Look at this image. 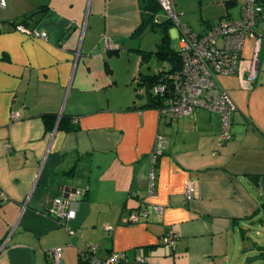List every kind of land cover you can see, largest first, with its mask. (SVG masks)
<instances>
[{
    "label": "crops",
    "instance_id": "obj_1",
    "mask_svg": "<svg viewBox=\"0 0 264 264\" xmlns=\"http://www.w3.org/2000/svg\"><path fill=\"white\" fill-rule=\"evenodd\" d=\"M4 1L0 264H55L48 254L55 248L60 264H78L92 245L98 257L124 255L113 264H245L264 252V0L256 79L252 39L238 74L219 78L237 108L232 140L220 147L218 117L206 110L171 118L127 109L131 78L142 68L137 50H151L132 37L139 0ZM246 1L174 0V8L198 32L237 18ZM19 24L47 37L22 33ZM120 53L123 71L115 68ZM158 136L165 149L153 190L148 155ZM190 184L195 193L186 202ZM64 188L84 196L75 218L60 223L49 211ZM145 210L147 218L128 221L130 212ZM169 233L174 247L162 242Z\"/></svg>",
    "mask_w": 264,
    "mask_h": 264
},
{
    "label": "built area",
    "instance_id": "obj_2",
    "mask_svg": "<svg viewBox=\"0 0 264 264\" xmlns=\"http://www.w3.org/2000/svg\"><path fill=\"white\" fill-rule=\"evenodd\" d=\"M156 2L173 25L175 38L179 41L183 57V67L172 79L175 96L166 103L163 113L171 118H181L189 116L196 110L210 112L219 118L217 139L218 144L222 146L232 138L231 127L237 109L229 94L221 86L219 78L238 74L241 52L248 39L254 41L250 79L256 75L262 43V37L257 31V19L262 7L256 0H247L240 7L237 18H223L206 28L203 33L196 35L189 32L187 26L179 21V16L174 8V0H156ZM4 6L5 1L0 0V8ZM17 28L27 35L43 39L47 37L46 33L35 29L28 30L20 24ZM160 91L158 89V92ZM163 149L164 140L158 137L148 158L151 165L156 162L158 156L162 155ZM150 168V188H152L154 169L153 166ZM194 193V186L187 185L184 191L185 200H190ZM82 196L81 189L64 188L62 195L53 201L49 213L60 223L73 220ZM156 212L161 214L160 209H157ZM129 221L137 223L139 217L137 214H132ZM111 229L112 227H107V230ZM163 243L174 247L175 236L171 233L167 234L163 238ZM82 252L88 254L91 252L96 255L97 247L88 246ZM48 254L55 264L61 263V248H55ZM106 258L112 264L116 260H122L124 255L112 254ZM93 263L105 264L98 256L94 258Z\"/></svg>",
    "mask_w": 264,
    "mask_h": 264
},
{
    "label": "trees",
    "instance_id": "obj_3",
    "mask_svg": "<svg viewBox=\"0 0 264 264\" xmlns=\"http://www.w3.org/2000/svg\"><path fill=\"white\" fill-rule=\"evenodd\" d=\"M256 2L258 3V5L262 7V4L259 0H256ZM44 9H46L45 6L43 7L40 6L38 8V11H43ZM139 10H140V22L138 23V26L134 30L132 37H144L146 33L153 32L156 35H158V40L156 42L155 49L153 50L152 49L149 51L137 50L140 55L139 63L140 66H142V68L139 69L137 74L131 78L130 85H131L133 97H132V102L127 109L140 110V111L154 109L157 110L160 114L164 115L163 109L165 108L166 103L169 100H172V98L175 96L173 92L174 86L172 84V79L181 71L183 67V57L181 53V48L180 46H178L177 49H173L171 47V43H170L171 36L169 34V31L173 27V25L170 19L168 18V16L166 15L164 19L158 18V14L162 11L158 6L156 0H139ZM28 17H32V16L29 15ZM24 18L27 17L24 16ZM228 19H234V18H228ZM212 24L211 23L207 24L201 31L198 32H193L188 28L186 24L184 25L187 26L189 32L199 35L203 33L204 30L209 26H211ZM112 49L113 50H111L110 53L113 51V53L116 54L119 51V49L114 48V46H112ZM152 56L156 59V61L160 63V67L158 68L157 71L151 72L148 66L146 69H149V71L145 72V69L143 67L144 65L149 64L150 58ZM158 89L161 91L158 92ZM193 113H191L189 116H191ZM189 116H185V117H189ZM219 125H220V121H219ZM218 132H219V127H218ZM231 134H232V130H231ZM164 149H165V144H164ZM163 154L164 152L162 153V155ZM162 155L157 157V160L153 165H151L149 160L150 167L153 166L154 169V174L152 179L153 190L155 189L156 186L159 160ZM185 201L188 202L190 200H185ZM140 214L138 213V215ZM110 255L112 254H109L107 256ZM78 257H79L78 264H95L93 262H94V258H96V255L91 252L89 254L80 252ZM106 257L105 258L100 257V258L105 262V264H111L108 262Z\"/></svg>",
    "mask_w": 264,
    "mask_h": 264
},
{
    "label": "rangeland",
    "instance_id": "obj_4",
    "mask_svg": "<svg viewBox=\"0 0 264 264\" xmlns=\"http://www.w3.org/2000/svg\"><path fill=\"white\" fill-rule=\"evenodd\" d=\"M158 18L164 19L165 14L163 12H160L158 14ZM142 39H144L143 45H145V47L153 50V49H155V45H156V42L158 40V35H156L153 32H148L144 35V37H142ZM170 43H171V47L173 49H177L179 46L178 40L174 37H171ZM135 55H137V52ZM114 57H115V68H116V70L117 71H123L124 65L122 62H125V60H127V58L124 57L123 53H120L119 56H114ZM133 60H134V54H133ZM135 61H136V56H135ZM137 61L139 62V57H137ZM148 66H149L151 72H155L160 67V63L158 61H156V59L152 56L150 58L149 64L144 65V67H143L145 69V72L149 71V69H146ZM150 183H151V178L149 175V186H150Z\"/></svg>",
    "mask_w": 264,
    "mask_h": 264
},
{
    "label": "water",
    "instance_id": "obj_5",
    "mask_svg": "<svg viewBox=\"0 0 264 264\" xmlns=\"http://www.w3.org/2000/svg\"><path fill=\"white\" fill-rule=\"evenodd\" d=\"M258 66H259V64L257 63L256 73L258 72ZM260 185H261V192H262V195L264 197V176L260 179ZM147 216H148V214L145 215L146 218H147ZM256 262H258L259 264H264V252L258 256L247 258L245 264H253Z\"/></svg>",
    "mask_w": 264,
    "mask_h": 264
},
{
    "label": "bare ground",
    "instance_id": "obj_6",
    "mask_svg": "<svg viewBox=\"0 0 264 264\" xmlns=\"http://www.w3.org/2000/svg\"><path fill=\"white\" fill-rule=\"evenodd\" d=\"M172 28H173V27H172ZM173 30H174V29H173ZM174 38H175V34H174ZM243 48H244V47H243ZM258 64H259V57H258ZM256 76H257V73H256V75L253 76V78H252L251 80H252V81L255 80V79H256ZM230 98H231V97H230ZM235 106H236V105H235ZM236 109H237V108H236ZM164 115H165V114H164ZM167 116H168V115H167ZM217 136H218V135H217ZM158 137H160V136H158ZM162 139H163V138H162ZM163 140H164V139H163ZM231 140H232V138H231ZM231 140H230V141H231ZM156 142H157V140H156ZM164 144H165V142H164ZM225 144H226V143H225ZM155 145H156V144H155ZM155 145H154V146H155ZM217 146L220 147V145L218 144V139H217ZM222 146H223V145H222ZM152 151H153V150H152ZM163 152H164V150H163ZM151 153H152V152H151ZM151 153H150V154H151ZM150 154H149V155H150ZM149 155H148V158H149ZM148 160H149V159H148ZM150 169H151V168H150ZM81 190H82V189H81ZM82 191H83V190H82ZM83 194H84V192H83ZM83 196H84V195H83ZM83 196H82V197H83ZM78 204H79V203H78ZM155 210H157V209H155ZM138 211H140V210H138ZM138 213H139V214L141 213V214L138 215ZM132 214H137V216L140 218V217H142L143 215L145 216V215L147 214V210H145V213H142V212H130V213H129V216H128V221H129V217H130ZM129 222H130V221H129ZM109 227H110V226H109ZM162 242H163V240H162ZM163 244H164V243H163Z\"/></svg>",
    "mask_w": 264,
    "mask_h": 264
}]
</instances>
